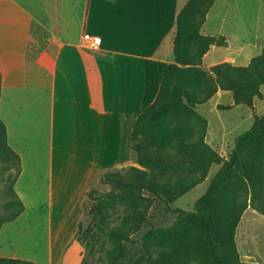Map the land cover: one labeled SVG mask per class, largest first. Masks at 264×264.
Returning <instances> with one entry per match:
<instances>
[{
    "label": "crops",
    "instance_id": "0c3cea01",
    "mask_svg": "<svg viewBox=\"0 0 264 264\" xmlns=\"http://www.w3.org/2000/svg\"><path fill=\"white\" fill-rule=\"evenodd\" d=\"M186 2L0 0V119L20 161L13 188L22 213L25 203L17 187L26 177L33 201L46 193L42 206L49 210V224L54 217L55 240L54 245L49 241L46 264H81L84 247L76 234L88 191L105 172L140 167L131 148L132 131L174 61L176 19ZM210 11L200 33L216 36L207 33ZM84 34L99 37L100 45L84 43ZM221 36L226 45L210 46L202 58L206 68L224 61L245 66L255 56L244 51L250 42L238 40L231 47L230 37ZM217 47L228 51L212 54ZM228 93L218 90L194 110L206 119L202 107L211 101L213 110L237 107ZM206 122L205 142L227 158L236 139L232 126Z\"/></svg>",
    "mask_w": 264,
    "mask_h": 264
},
{
    "label": "trees",
    "instance_id": "16d2710c",
    "mask_svg": "<svg viewBox=\"0 0 264 264\" xmlns=\"http://www.w3.org/2000/svg\"><path fill=\"white\" fill-rule=\"evenodd\" d=\"M214 1L187 0L177 15L174 61L165 67L155 101L139 114L132 131L131 148L143 169L105 172L99 181L109 190L87 193L92 220L81 239L86 245L91 240L109 244L106 264H257L241 259L235 236L247 209L264 218V116L253 113L251 127L236 137L224 158L205 142L207 122L194 108L221 90L231 92L234 105L255 111L254 99L264 86V49L245 66L224 61L208 71L192 68L202 64L211 45H225L223 36L200 33ZM0 160L16 164L19 174V157L7 144L1 119ZM212 164L219 169L193 208L172 210L174 201L206 179ZM11 191L16 201L7 207L16 204L18 210L0 217V228L23 211L13 187ZM156 203L172 211L174 221L150 227L135 240ZM114 214L119 224L109 226ZM78 228L77 233L80 224ZM0 264L36 263L0 257Z\"/></svg>",
    "mask_w": 264,
    "mask_h": 264
},
{
    "label": "rangeland",
    "instance_id": "374dc122",
    "mask_svg": "<svg viewBox=\"0 0 264 264\" xmlns=\"http://www.w3.org/2000/svg\"><path fill=\"white\" fill-rule=\"evenodd\" d=\"M209 14L210 21L207 33L217 37L221 34H227L230 37L231 47L238 44V40H242L245 44L250 42V46L244 49L248 54L257 55L264 49V0H216ZM225 50L228 51V49L217 47L212 54L223 56ZM192 68L208 71V68L202 64L199 66L194 65ZM228 94V96H231L230 93ZM214 101L202 107L205 110L206 119L212 125L215 123L224 126L231 125V137L233 138L251 127L254 121L253 113L257 116H264V86H262L261 97L256 99L255 111L244 105H238L233 109L213 110L210 107ZM227 101H229V97L225 96L222 103L225 104ZM8 117L10 120V115ZM10 131V133H15L12 130ZM26 132L27 128H23L21 140L24 143L27 141ZM9 140L12 143L11 134ZM229 144L230 142L223 147L226 148L230 146ZM26 145L23 144L24 147ZM6 165H9V163L0 160V217H8L18 210L16 204L11 208L7 207L8 202L16 201V197L11 190L14 181L18 177V166L10 164V167L6 168ZM137 168L143 169L141 166ZM218 169V165L212 164L206 179L174 201L170 208L172 210L175 208L191 210L195 201L206 191L210 179ZM17 189L23 197L25 211L14 221L4 223L5 225L1 226L0 244L4 248L0 250V255L2 257L29 258L37 263L46 264L49 241L51 240L54 245L56 234L54 217H52V222L49 224V210L42 206V203L45 202L46 193H40L39 198L33 201L31 193L26 190V177L22 179ZM94 189L105 192L109 190V187L98 183ZM92 204L91 200H88L85 204L84 214L79 223L80 230L76 234V239L84 247L81 264H106L105 252L111 246L107 243L100 245V241L96 242L95 240L89 241L86 245L81 239L83 230L92 220V215L89 213ZM51 212L54 214V209ZM174 219L175 214L172 211L168 210L164 204L156 203L149 210L147 223L137 234L133 235V238L139 240L141 235L150 227H166L171 225ZM108 223L109 226H117L119 218L114 214ZM235 240L243 261L264 264V218L255 210L247 209L244 212L236 230Z\"/></svg>",
    "mask_w": 264,
    "mask_h": 264
},
{
    "label": "built area",
    "instance_id": "2783aa9c",
    "mask_svg": "<svg viewBox=\"0 0 264 264\" xmlns=\"http://www.w3.org/2000/svg\"><path fill=\"white\" fill-rule=\"evenodd\" d=\"M83 42L88 44L90 47H97L100 45L101 39L97 36H92L90 34H84Z\"/></svg>",
    "mask_w": 264,
    "mask_h": 264
}]
</instances>
